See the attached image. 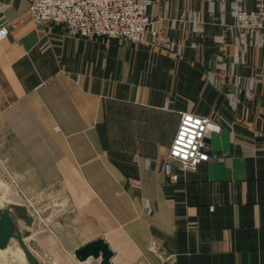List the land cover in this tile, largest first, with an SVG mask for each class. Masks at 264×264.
Masks as SVG:
<instances>
[{
	"label": "crops",
	"instance_id": "1",
	"mask_svg": "<svg viewBox=\"0 0 264 264\" xmlns=\"http://www.w3.org/2000/svg\"><path fill=\"white\" fill-rule=\"evenodd\" d=\"M29 3L0 0V154L74 254L103 237L114 264H264V43L233 13L264 0H153L175 50L75 36ZM180 111L222 129L172 179Z\"/></svg>",
	"mask_w": 264,
	"mask_h": 264
},
{
	"label": "built area",
	"instance_id": "2",
	"mask_svg": "<svg viewBox=\"0 0 264 264\" xmlns=\"http://www.w3.org/2000/svg\"><path fill=\"white\" fill-rule=\"evenodd\" d=\"M153 0H30L29 10L38 23L53 22L80 37L126 39L134 44L148 42L175 50L149 11ZM233 13L240 37L248 34L254 43H264V5L246 8L237 4ZM10 32L9 24L0 25V40ZM219 71H210V79L225 73L221 61ZM221 77V76H220ZM58 127V126H56ZM222 129L220 122L210 115L180 111V120L164 163L165 173L172 179L178 174L174 163L182 168H196L211 158L209 137Z\"/></svg>",
	"mask_w": 264,
	"mask_h": 264
},
{
	"label": "rangeland",
	"instance_id": "3",
	"mask_svg": "<svg viewBox=\"0 0 264 264\" xmlns=\"http://www.w3.org/2000/svg\"><path fill=\"white\" fill-rule=\"evenodd\" d=\"M31 181H26L25 186H29ZM20 182L15 173H12L0 154V207L5 206L7 202L11 204L25 205L31 215L37 213L32 225L26 224L20 219L19 226L22 230H30L26 234V244L36 255L42 264H99V259H92L86 262H79L74 254L72 246L66 242L67 234L66 222L58 228V222L51 220L45 209L34 204L32 191ZM51 189H49L50 191ZM65 206L62 205V207ZM58 207V204H54ZM33 211V212H32ZM71 229L69 231V234ZM65 238V241H64ZM0 264H32L27 260L26 255L16 237H12L10 244L6 249H0Z\"/></svg>",
	"mask_w": 264,
	"mask_h": 264
},
{
	"label": "water",
	"instance_id": "4",
	"mask_svg": "<svg viewBox=\"0 0 264 264\" xmlns=\"http://www.w3.org/2000/svg\"><path fill=\"white\" fill-rule=\"evenodd\" d=\"M8 203L0 207V248H6L12 237H16L28 260L32 264H42L26 244L25 235L29 234L30 230H22L18 223L19 217V219H23L30 226L34 221V217L29 214L26 206ZM75 255L81 261L93 257L99 259V264H114L112 261L114 251L109 242L103 237L95 238L78 247L75 250Z\"/></svg>",
	"mask_w": 264,
	"mask_h": 264
},
{
	"label": "bare ground",
	"instance_id": "5",
	"mask_svg": "<svg viewBox=\"0 0 264 264\" xmlns=\"http://www.w3.org/2000/svg\"><path fill=\"white\" fill-rule=\"evenodd\" d=\"M8 204H11V203H8ZM12 205H17V204H12ZM18 205H22V204H18ZM25 206V205H24ZM27 208V207H26ZM28 209V208H27ZM28 212H29V210H28ZM29 214H31L30 212H29ZM19 221H20V219H19V217H18V223H19ZM26 238V237H25ZM10 244V243H9ZM9 246V245H8ZM8 246L6 247V248H8ZM21 247V246H20ZM6 248H0V249H6ZM22 248V247H21ZM22 250L24 251V249L22 248ZM24 253H25V251H24ZM25 255H26V253H25ZM26 258H27V260H28V257H27V255H26ZM90 258H93V257H90ZM89 258V259H90ZM78 259V258H77ZM89 259H87V260H84V261H81V260H79V262H86V261H88ZM94 259H96V258H94Z\"/></svg>",
	"mask_w": 264,
	"mask_h": 264
}]
</instances>
